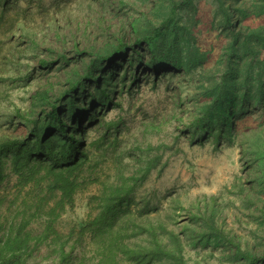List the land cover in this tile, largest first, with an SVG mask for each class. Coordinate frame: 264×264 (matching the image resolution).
<instances>
[{"label":"rangeland","instance_id":"374dc122","mask_svg":"<svg viewBox=\"0 0 264 264\" xmlns=\"http://www.w3.org/2000/svg\"><path fill=\"white\" fill-rule=\"evenodd\" d=\"M262 1L193 0L179 10L162 50L170 63L181 62L189 69L158 65L161 73L157 76L154 68L138 65L135 62L138 56L134 54L130 56L134 62L131 67L140 77L131 84V73L135 71H129L132 68L126 59L116 58L115 70L121 68L119 76L113 79L111 74L107 80L113 103L95 108L94 114L101 113L106 121L119 123L116 125L120 130L114 136L124 141L121 147L127 145L129 150L135 138L143 137L145 124H156V131L147 132L148 139L163 142L169 149L164 165L153 171L138 195L157 192L162 198V208L178 201L183 208L178 211L179 230L189 223L191 207L196 213V206L200 205L202 211L198 214L210 217V228L206 226L205 230L210 240L195 246L185 232L189 264H247V254H264V181L260 169H253L256 163L250 164L249 159L255 161L254 152L245 155L241 145L242 139L255 138L258 132H262L260 138L264 139V109L246 114L247 107L243 104L237 109L239 112H228L225 136L219 142L212 134L201 140L200 132H189V125L199 113L197 101L202 99L200 103L204 106L210 100L202 98L200 87L207 82L210 72L217 75L225 72L228 47L235 33L242 32L239 34L242 43L250 31H255L251 40L255 41L258 55L264 58ZM244 2L249 3L248 17L243 11ZM168 11L165 0H0V47L4 53L13 49L15 55H20L23 64L16 72L20 69L32 72L27 83L20 82L10 89L11 96L4 106L13 103L30 111L37 104L35 109L39 111L42 101L39 93H47L55 101L69 88L71 80L85 74L92 58L109 53L108 41L120 35L131 40L140 34L134 30L137 18L147 26L145 30L152 29L161 24ZM229 17L233 25L228 22ZM261 24L263 28L259 27ZM33 40L38 44L30 48ZM242 55L245 59L252 54L246 50ZM44 58L56 62L43 68L40 59ZM109 68L106 63L100 73L106 75ZM125 73L129 74L126 83ZM5 89L7 86L3 84L0 90ZM22 132L23 126L0 127V135ZM111 167L112 163L103 164L93 177L104 180L113 172ZM16 181L17 177L12 175L0 185L1 215L8 213L10 205L15 211L22 205L27 190L17 200ZM86 186L76 195L74 206L67 207L59 218L60 231L68 232L88 218L89 200L99 191L100 182L87 179ZM201 224V220L195 223ZM46 252L47 248L42 247L41 254ZM45 263L41 259L33 261Z\"/></svg>","mask_w":264,"mask_h":264},{"label":"trees","instance_id":"16d2710c","mask_svg":"<svg viewBox=\"0 0 264 264\" xmlns=\"http://www.w3.org/2000/svg\"><path fill=\"white\" fill-rule=\"evenodd\" d=\"M165 1L169 11L161 24L145 30L147 26L137 18L134 30L140 31L139 35L131 40L120 35L108 41L109 53L92 58L85 74L71 80L69 88L55 101L47 93H39L42 99L39 111L35 103L30 111L13 103L4 106L11 96L10 89L20 82L27 83L32 72L29 69L16 72L23 64L20 55H15L13 49L4 53L0 47V88L3 84L7 86L0 90V127L25 129L20 134L0 135V185L14 175L19 190L16 199L27 190L16 211L10 205L6 215L0 214V264H33L38 259L45 264H189L185 232L195 241L192 243L195 246L210 240L205 231L206 226L210 228V217L198 214L202 211L200 205L196 206V213L193 207L188 210L189 223L179 230L178 211L183 208L178 201L162 208V198L157 192L138 195L153 171L164 165L165 152L169 149L163 142L153 143L148 139L147 132L156 131V124H145L143 137L135 138L129 150L127 145L121 147L124 141L114 136L120 130L116 125L119 123L106 121L101 113L94 114L96 107L113 103L107 80L111 74L113 79L119 76L121 68L115 70L116 58L126 59L132 68L129 71H135L131 73V84L140 77L131 67L134 62L130 56L134 54L138 56L135 60L138 65L154 68L157 76L161 73L158 65L189 69L181 62L170 63L162 50L179 10L193 0ZM244 3L243 11L248 17L251 14L246 13L248 2ZM254 32L250 31L242 43L239 42L242 32L234 34L225 72L222 75L210 72L207 82L200 87L202 98L210 100L204 106L200 103L202 99L197 101L199 113L189 125V132H200L201 140L212 134L219 142L225 136L229 113L239 112L237 109L243 104L247 107L246 114L264 109V58L258 55L255 41L251 40ZM37 44L33 40L30 48ZM246 50L252 55L244 59L242 52ZM55 62L40 59L43 68ZM106 63L110 68L104 75L100 72ZM4 66L11 68L3 70ZM128 73L124 83L129 79ZM256 135L249 136L250 141L242 139L241 145L245 155L254 152L252 157L256 158L249 159L250 164L256 163L253 169H260L264 181V139L260 138L262 132ZM108 162L113 164L110 169L113 172L102 181L93 177ZM87 179L100 182L99 191L90 197L88 218L62 232L58 220L67 207L74 206L76 195L87 187ZM205 206L207 213L209 203ZM199 220L202 224L195 225ZM42 247L47 248L45 254H41ZM261 263L264 254H247V264Z\"/></svg>","mask_w":264,"mask_h":264}]
</instances>
